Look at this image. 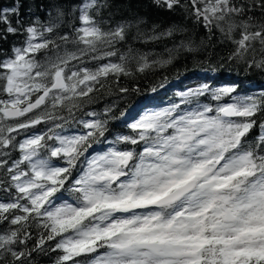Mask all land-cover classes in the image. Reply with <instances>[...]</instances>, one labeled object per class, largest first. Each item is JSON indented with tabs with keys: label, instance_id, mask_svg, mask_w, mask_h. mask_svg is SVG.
<instances>
[{
	"label": "snow or ice",
	"instance_id": "obj_1",
	"mask_svg": "<svg viewBox=\"0 0 264 264\" xmlns=\"http://www.w3.org/2000/svg\"><path fill=\"white\" fill-rule=\"evenodd\" d=\"M147 8L0 0V264H264V93L133 103L189 61L264 72V0Z\"/></svg>",
	"mask_w": 264,
	"mask_h": 264
},
{
	"label": "trees",
	"instance_id": "obj_2",
	"mask_svg": "<svg viewBox=\"0 0 264 264\" xmlns=\"http://www.w3.org/2000/svg\"><path fill=\"white\" fill-rule=\"evenodd\" d=\"M5 3L8 0H4ZM127 0H115L116 4H125ZM132 11H149L147 8V0H131ZM151 14L155 17L154 11ZM123 15H128V12H123ZM120 17L117 16V19ZM162 18V17H161ZM162 45H148L147 48H155L157 51L162 49ZM147 50V49H145ZM228 49L224 47H218L217 53L219 55H226ZM214 63L209 65L207 63L200 65L189 61L186 66L177 65L176 68L169 69L166 72H156L155 74L149 73L140 81V86L145 91L142 96L137 97L139 103L136 101L133 103L136 108H155L157 104L167 105L171 101L177 100L175 95L178 90H185L190 87H196L202 82L211 78L213 86L230 85L234 82L240 83L238 89L242 93L255 94L259 96L264 93V72L258 70L244 71L236 65H219L218 61L214 57ZM178 70L180 75L178 76ZM163 76H167L169 84L166 88L160 89L157 93L148 91L151 86L158 84ZM39 264H52V259L48 257H42Z\"/></svg>",
	"mask_w": 264,
	"mask_h": 264
},
{
	"label": "rangeland",
	"instance_id": "obj_3",
	"mask_svg": "<svg viewBox=\"0 0 264 264\" xmlns=\"http://www.w3.org/2000/svg\"><path fill=\"white\" fill-rule=\"evenodd\" d=\"M156 106H158V107H163V106H165V105H163V104H157ZM158 107H155V108H158ZM139 109H147V110H151L152 108H146V107H144L143 106V108H139ZM154 109V108H153Z\"/></svg>",
	"mask_w": 264,
	"mask_h": 264
}]
</instances>
